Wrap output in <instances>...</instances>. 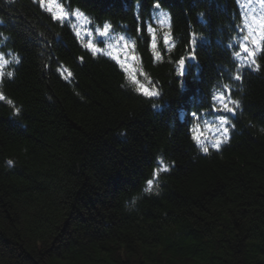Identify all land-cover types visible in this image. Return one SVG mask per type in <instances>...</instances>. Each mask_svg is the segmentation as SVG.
<instances>
[{
    "label": "trees",
    "instance_id": "obj_1",
    "mask_svg": "<svg viewBox=\"0 0 264 264\" xmlns=\"http://www.w3.org/2000/svg\"><path fill=\"white\" fill-rule=\"evenodd\" d=\"M61 1L131 38L158 95L40 0H0V264H264V55L238 69V1ZM226 84L230 139L205 154L193 114Z\"/></svg>",
    "mask_w": 264,
    "mask_h": 264
},
{
    "label": "snow or ice",
    "instance_id": "obj_2",
    "mask_svg": "<svg viewBox=\"0 0 264 264\" xmlns=\"http://www.w3.org/2000/svg\"><path fill=\"white\" fill-rule=\"evenodd\" d=\"M156 7L159 8L160 5L159 3L156 4ZM163 15V14H162ZM159 23L161 25L166 24L165 19H160ZM253 24L255 26H253ZM168 28H171V24L167 25ZM244 29L247 30V35L243 36V41L239 45V51L235 52V57L238 61L241 63V67L247 64V66H251L255 68L257 71L260 69V65L257 63V58L258 55H264V17H262L258 22L253 21L252 23H245ZM243 31V30H242ZM147 32L151 35V48L155 51L157 47L156 43V29L153 28L151 25L148 26ZM107 34V29H105L104 32H101V35H106ZM123 39V37H121ZM195 43V40L193 39L192 41ZM163 43L165 45H171V34L170 32H165V35L163 37ZM251 45V47L249 46ZM88 47L92 48L93 51H97L93 45L89 44ZM133 48L135 47L134 45L132 46ZM124 57L121 58L119 51H117L116 55L113 57L116 59L122 68H124L126 71L129 72L130 78L132 79L133 83L138 85L137 91H140L143 93L145 96H156L158 95L157 92H150L147 88L144 87V85L140 84L139 80L136 79L134 75V68L132 64H129L128 61H136L138 59L137 56L134 54H131V50L129 48V45L125 44L124 45ZM155 55L159 57V53L156 52ZM19 62V61H17ZM8 63L7 60L3 58V56H0V78L4 77V65ZM185 64L184 59L179 60V66H180V72L179 74H182L183 72V66ZM64 72H67V75L64 76L63 78L67 80L69 77L73 75V73L70 70L64 69L62 70ZM13 74L11 72L8 73V76H12ZM235 80L239 81L241 80V76L237 74L234 77ZM225 91H220L217 92L213 96V100L215 102L213 106V111L216 113H235L236 112V107L239 106V101L235 99H231V89L229 86L226 84L224 85ZM227 93V94H226ZM6 97L3 93H0V101H5ZM7 103L11 104V101H7ZM215 105H218L216 107ZM21 110L19 108L16 109V112L19 113ZM194 118H196L197 114H193ZM217 121L218 124L216 126L213 125H206L209 132H215L216 138L212 140L211 146L213 149L219 150L222 145L227 144L229 139H230V134H229V117L227 115H218L217 116ZM234 127V125H233ZM193 140L196 141V143L199 145L200 150L208 154L209 153V147L206 146L205 140L202 136H193ZM11 164V162H9ZM165 171H168L167 168L164 169ZM148 188L146 190H151L153 187V181L150 179L147 181Z\"/></svg>",
    "mask_w": 264,
    "mask_h": 264
},
{
    "label": "rangeland",
    "instance_id": "obj_3",
    "mask_svg": "<svg viewBox=\"0 0 264 264\" xmlns=\"http://www.w3.org/2000/svg\"><path fill=\"white\" fill-rule=\"evenodd\" d=\"M43 7H45L47 10L52 12L56 17L65 20L72 29L76 32V34L82 38L87 45L91 44L93 45L97 51H94L95 53H104L108 56L114 57L119 51L121 58L124 57V45H129V48L131 50V54H134V48L132 47V42L129 38L121 35H114L112 34V31L110 30L109 26H94L92 24V21L90 18L85 15L84 13L78 11V10H70L67 6L63 4L61 0H40ZM240 9L242 12V15L245 12V23H252L253 21L258 22L262 17H264V0H239ZM160 19H165L164 17H160ZM159 19V20H160ZM160 24V23H158ZM253 26H255L253 24ZM161 27V24H160ZM105 29H107L106 35H101V32H104ZM157 29H156V38H157ZM245 35H247V30L245 29ZM123 37V39H121ZM243 41V38L241 39V42ZM240 42V43H241ZM251 47V45H249ZM90 48V47H89ZM93 50L92 48H90ZM135 55V54H134ZM0 56H2L0 54ZM240 62V61H239ZM129 64L133 65L134 71L136 70V61H128ZM241 64V63H240ZM246 64V63H245ZM5 66V65H4ZM139 82L140 84L143 82L150 83V78L146 76V74L143 72L141 66H140V75H139ZM138 87V85L136 84ZM234 99V98H232ZM238 107H236L237 110ZM236 114V112L233 113H224V115H227L229 117L230 123L228 125L229 132L232 128V117ZM217 121V120H216ZM218 124V121H217ZM197 135L202 136L205 140L206 146H211L212 140L216 138L215 132H209L207 130L205 133H203L202 130L197 131Z\"/></svg>",
    "mask_w": 264,
    "mask_h": 264
},
{
    "label": "clouds",
    "instance_id": "obj_4",
    "mask_svg": "<svg viewBox=\"0 0 264 264\" xmlns=\"http://www.w3.org/2000/svg\"><path fill=\"white\" fill-rule=\"evenodd\" d=\"M129 210H131V209H129Z\"/></svg>",
    "mask_w": 264,
    "mask_h": 264
}]
</instances>
